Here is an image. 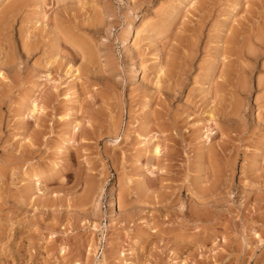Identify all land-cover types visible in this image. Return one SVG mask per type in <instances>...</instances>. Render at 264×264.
<instances>
[{
	"label": "rangeland",
	"instance_id": "1",
	"mask_svg": "<svg viewBox=\"0 0 264 264\" xmlns=\"http://www.w3.org/2000/svg\"><path fill=\"white\" fill-rule=\"evenodd\" d=\"M13 1L0 0V264H264V0ZM38 115L42 143L15 159ZM223 138L225 155L207 151Z\"/></svg>",
	"mask_w": 264,
	"mask_h": 264
},
{
	"label": "bare ground",
	"instance_id": "2",
	"mask_svg": "<svg viewBox=\"0 0 264 264\" xmlns=\"http://www.w3.org/2000/svg\"><path fill=\"white\" fill-rule=\"evenodd\" d=\"M20 1H21V0H20ZM23 1H24V0H23ZM31 1H32V0H31ZM35 1H36V0H35ZM133 1H134V0H133ZM13 2H14V1H13ZM13 2H12V3H13ZM16 2H18V1L16 0ZM16 2H14V3H16ZM39 2H41V0H40ZM14 3H13V4H14ZM18 3H19V2H18ZM18 3L15 4V5L12 4L13 6H11V4H10L9 7H12V8L9 9V7H8L7 10L10 11V12L13 11V7H14V9H15V7L17 8L16 5H18ZM20 3H21V2H20ZM20 3H19V4H20ZM25 3H26V2H25ZM29 3H30V2H29ZM137 3H138V2H137ZM139 3H140V2H139ZM201 3H202V2H201ZM94 4H95V3H94ZM21 5H22V4H20V6H21ZM37 5H38V4H37ZM37 5H36V6H37ZM22 6H23V5H22ZM6 7H7V6H6ZM134 7H135V6H134ZM18 8H19V6H18ZM100 10H101V9H100ZM3 11H4V10H3ZM15 11H16V10H15ZM44 12H45V11H44ZM7 14H8V13H7ZM94 14H95V13H94ZM95 15H96V14H95ZM101 15H102V14H101ZM49 16H50V15H49ZM72 16H73V15H72ZM8 17H9V16H8ZM94 17H95V16H94ZM0 18H1V17H0ZM48 18H49V17H47V19H48ZM52 18H53V17H52ZM97 18H98V17H97ZM4 19H5V17H4ZM49 19H50V18H49ZM98 19H99V18H98ZM98 19H94V21L96 20V22H97ZM2 20H3V19H2ZM50 20H51V19H50ZM89 20H90V19H89ZM0 21H1V20H0ZM3 21H4V20H3ZM48 21H49V20H48ZM1 22H2V21H1ZM54 22H55V19H54ZM56 22H57V21H56ZM88 22H89V21H88ZM96 22L91 21L89 24L91 25V27H93L94 24H92V23H95V24H96ZM103 22H104V21H103ZM59 23H60V22H59ZM80 23H81V22H80ZM97 23H98V22H97ZM70 25H71V24H70ZM99 25H100V24H99ZM99 25H97V24H96V26L94 25L93 30H95L94 28L98 27ZM80 26H82V25L80 24ZM127 26H129V25H127ZM74 27H75V26H74ZM88 27H89V25H88ZM91 27H89V28H91ZM106 27H107V26H106ZM129 27H130V26H129ZM53 28H54V27H53ZM100 28H102V27H100ZM100 28H99V29H100ZM59 29H60V28H59ZM91 29H92V28H91ZM127 29H128V28H127ZM129 29H131V28H129ZM56 30H57V29H56ZM89 30H90V29H89ZM101 30H102V29H101ZM101 30H100V31H101ZM57 31H59V30H57ZM95 31H96V30H95ZM130 31H131V30H130ZM64 32H65V31H64ZM61 33H62V31H61ZM93 33H94V32H93ZM20 34H21V33H20ZM41 34H42V33H41ZM65 34H66V33H65ZM57 35L59 36V37L56 36V37H58V38H57L58 43H60V42L63 40V41L61 42V44H64V46L60 44L61 47H65V48H66L67 44L70 43V42H72V40H70V39H72V38H71V37H70V38L68 37L70 34H69V35L67 34L68 36H67V35L65 36V35H60V33L58 32ZM28 37H29V36H28ZM61 39H62V40H61ZM59 40H61V41L59 42ZM74 40H75V37H74ZM232 40H233V39H232ZM227 41H229V43H230V40H227ZM63 42H64V43H63ZM66 42H67V44H66ZM233 42H235V41H233ZM49 44H50V43H49ZM70 44H71V43H70ZM70 44H69V45H70ZM235 44H236V43H235ZM31 45H32V44H31ZM229 45H230V44H229ZM58 46H59V45H58ZM72 46H73V44H72ZM32 47H33V46H32ZM70 47H71V45H70ZM53 48H54V47H53ZM53 48H52V49H53ZM77 48H78V47H77ZM234 48H235V47H234ZM48 49H49V48H48ZM50 49H51V48H50ZM50 49H49V50H50ZM67 49L70 50V48H68V46H67V48H66V50H65L66 52H67ZM91 49H92V48H91ZM49 50H47V51H49ZM73 50H74V49H71V50H70V53L74 54V53L77 52L78 49H77V50L75 49V50H74L75 52H73ZM87 50H88V48H87ZM234 50H235V49H234ZM234 50H233V51H234ZM54 51H56V50H54ZM57 51H58V50H57ZM57 51H56V52H57ZM79 51L81 52V51H83V50H79ZM27 52H28V51L26 50V54H25L26 56L29 55ZM59 52H60V51H59ZM63 52H64V51H63ZM85 52H86V51H85ZM46 53H47V52H46ZM46 53H45V54H46ZM51 53H52V52H51ZM60 53H61V52H60ZM70 53L68 54L69 56H70ZM82 53H83V52H82ZM92 53H93V51H92V52H89V50H88V52H87V61H88V62H87V67H86V65H85V67H84V68H87V71H85V69L83 68L85 72H88V73H87L88 76H90V75H91V76L94 75V74H93V73H94V70H97V69L92 70V67H91V66L95 65V64H93V63H95V62H94V58H93V54H92ZM233 53H234V52H233ZM246 53H247V52H246ZM27 54H28V55H27ZM64 54H65V52H64ZM66 54H67V53H66ZM77 54H78V53H77ZM84 54L86 55V53H84ZM81 55H82V54H81ZM187 55H188V54H187ZM74 56H75V54H74ZM74 56H73V57H74ZM84 57H86V56H84ZM8 58H9V57H8ZM50 58H51V57H50ZM53 59H54V58H53ZM72 59H73V58H72ZM72 59H71V60H72ZM169 59H170V58H169ZM186 59H187V58H186ZM57 60H58V59H57ZM62 60H63V59H62ZM105 60H106V59H105ZM171 60H172V59H171ZM173 60H175V59H173ZM3 61H4V60H3ZM84 61H85V60H84ZM107 61H108V60H107ZM161 61H162V60H161ZM49 62H52V60L49 61ZM85 62H86V61H85ZM85 62H84V63H85ZM178 62H179V61H178ZM7 63H8V62H7ZM9 63H10V61H9ZM63 63H65V62H63ZM169 63H170V62H169ZM174 63H175V62H174ZM11 64H12V63H10L9 66H11ZM44 64H45V63H44ZM49 64H50V63H49ZM51 64H54V63H51ZM51 64H50L49 66H48V65H45V68L47 67V73L52 69V65H51ZM61 64H62V63H61ZM85 64H86V63H85ZM91 64H93V65H91ZM171 64H172V63H171ZM171 64H170V65H171ZM224 64H225V63H224ZM170 65H169V67H170ZM182 65H183V63H182ZM182 65H181V66H182ZM9 66H8V69H11ZM54 66H55V65H54ZM160 66H162V65H160ZM160 66H159V69H160ZM11 67H14V64H13V66H11ZM57 67H58V66H57ZM93 67H94V66H93ZM167 67H168V64H167ZM174 67H175V66H174ZM37 68H38V67H37ZM13 69H14V68H13ZM15 69H16V68H15ZM38 69H39V68H38ZM41 69H42V68H41ZM55 69H56V68H55ZM16 70H17V69H16ZM16 70H15V71H16ZM183 70H184V69H183ZM67 71H68V70H67ZM163 71H164V70H163ZM163 71L158 72V73H162ZM13 72H14V70H13ZM13 72H12V73H13ZM43 72H45V71H43ZM43 72H42V73H43ZM79 72H80V71H79ZM96 72H97V71H96ZM99 72H100V71H99ZM168 72H169V71H168ZM168 72H167V73H168ZM171 72H172V71H171ZM171 72H169L168 74L170 75V74H172L174 71H173L172 73H171ZM225 72H226V71H225ZM225 72H224V73H225ZM15 73H17V72H15ZM167 73H166V71H165L164 76H166V75L168 76ZM177 73H178V72H177ZM37 74H38V73H37ZM81 74H82V72H81ZM89 74H90V75H89ZM97 74H98V73H97ZM165 74H166V75H165ZM225 74H226V73H225ZM225 74H224V75H225ZM39 75H40V69H39ZM14 76H15L14 78L16 79V76H17V75L14 74ZM79 76H80V75H79ZM164 76H163V77H164ZM170 76H171V75H170ZM80 77H81V76H80ZM85 77H86V76H85ZM85 77L83 76V79H84ZM94 77H96V76H94ZM97 77L100 78V76H97ZM102 77H103V76H102ZM102 77H101V78H102ZM109 77H110V76H109ZM109 77H108V78H109ZM158 77H159V76H158ZM86 78H87V77H86ZM89 78H90V77H89ZM106 78H107V76H106ZM168 78H170V77H168ZM177 78H178V76H177ZM224 78H225V77H224ZM11 79H12V78H11ZM17 79H18V78H17ZM92 79H93V78H91L90 80L88 79V81L91 82ZM157 79H158V78H157ZM165 79H167V78L165 77ZM174 79H175V78H174ZM180 79H181V78H180ZM212 79H213V78H212ZM104 80H105V79H104ZM171 80H172V79H171ZM177 80H178V79H177ZM105 81H106V80H105ZM174 81H175V80H174ZM94 82H95V81H94ZM172 82H173V81H172ZM175 82L177 83V81H175ZM175 82H174V83H175ZM109 83H110V82H109ZM10 84L13 85L12 82H11ZM107 84H108V81H107ZM113 84H114V83H113ZM156 84H158V82H156ZM169 84H170V83H169ZM11 85H10V86H11ZM108 85H109V84H108ZM160 85H161V84H160ZM170 85H171V84H170ZM174 85H175V84H174ZM8 86H9V85H8ZM109 86L112 87L111 84H110ZM172 86H173V84H172ZM165 87H166V86H165ZM168 87H169V86H168ZM108 88H109V87H108ZM158 88H159V86H158ZM169 88H170V87H169ZM234 88H235V87H234ZM226 89H227V88H226ZM163 90H164V89H163ZM168 90H169V89H168ZM173 90H174V88H173ZM173 90H172V91H173ZM223 90H224V89H223ZM228 90H229V89H228ZM159 91H160V88H159ZM169 91H170V90H169ZM160 92H161V91H160ZM164 92H165V91H164ZM164 92H163V95H164L163 98L165 97L164 99H169V98L171 97V93L173 94V92H171V93L168 92V91L165 92V93H164ZM217 92H218V91H217ZM161 93H162V92H161ZM229 93H230V92H229ZM159 94H160V93H159ZM214 95H215V94H214ZM217 95H218V94H217ZM219 95H220V94H219ZM219 95H218V96H219ZM221 95H222V94H221ZM102 96H103V95H102ZM172 96H175V95H172ZM218 96H217V98H219ZM222 96H224V95H222ZM45 97H46V96H45ZM45 97H44V98H45ZM93 98H94V97H93ZM98 98H99V97H98ZM101 98H103V97H101ZM159 98H160V97H159ZM172 98H173V97H172ZM95 99L97 100V98H95ZM161 99H162V96H161V98H160L159 100H161ZM164 99H163V100H164ZM224 99H225V98L222 99V97H221V103H220V100L218 99V102H219L220 104H219L218 102H217V104H219L220 106H219V105L216 106L217 104H216L215 106L218 107L217 110L219 111V112L217 111V112H218L217 115L220 113V116H221L222 120L224 121V123H226L227 126H230L229 122H231V120H232V119H231L232 117H231L230 114H232V112H231V110H230L229 108H228L229 111H228V109H226V105L223 104V102H225V101H222V100H224ZM34 100H35V99H34ZM102 100H103V99H102ZM170 100H171V99H170ZM49 101H50V100H49ZM164 101H165V100H164ZM166 101L168 102V100H166ZM216 101H217V100H216ZM36 102H37V101H34V103H33V101H32V107L30 108V112H31L30 115H32L33 118H34L33 113L36 111V108H38V106H37L38 103L36 104ZM45 102H46V101H45ZM102 102H103V101H102ZM188 102H189V101H188ZM48 103H49V102H48ZM89 103H93V104H94V100H93V101H89ZM89 103H88V104H89ZM169 103H170V101H169ZM158 104H159V103H158ZM185 104H186V103H185ZM185 104H184V105H185ZM83 105H84V104H83ZM163 105H164V104H163ZM163 105H162V106H163ZM190 105H191V104H190ZM190 105H186V106H187V108L185 107L186 110H191V109L193 110V109H194V107H192V105H191V106H190ZM199 105H200V104H199ZM39 106H40V105H39ZM90 106H92V105L90 104ZM109 106H111V104H109ZM112 106H113V105H112ZM112 106H111V107H112ZM176 106H177V105H176ZM227 106H228V105H227ZM28 107H29V106H28ZM84 107H85V106H84ZM212 107H213V106H212ZM43 108H44V107H43ZM81 108H82V110H83V107H81ZM81 108H80V110H81ZM106 108H107V107H106ZM109 108H110V107H109ZM163 108H165V107H163ZM236 108H237V107H236ZM153 109H154V108H153ZM195 109H196V108H195ZM212 109H213V108H212ZM157 110H158V113H159V114L156 112ZM161 110H162V109H161ZM165 110L167 111V109L165 108V109L162 110L161 112H164L165 115H168V114H169V111H167V112H168V113H167ZM168 110H169V108H168ZM183 110H184V109H183ZM85 111H86V110H85ZM108 111H109V110H108ZM156 111L154 110V112L156 113V114H155V113L153 112V110H152V112H153L152 114H155V115H157V114H158V115H161V114H162V113L160 114L159 109H156ZM184 111H185V110H184ZM184 111H183V112H184ZM195 111H196V110H195ZM81 112H82V111H81ZM109 112H111V108H110V111H109ZM211 112H213V111H211ZM44 113H46V112H44ZM86 113H87V112H86ZM184 113H186V112H184ZM208 113H209V112H208ZM90 114H91V113H90ZM42 115H43V114H42ZM47 115H48V114H47ZM82 115H83V116H82ZM82 115H81L80 119H82V117H84L85 114L82 113ZM155 115H154V116H155ZM169 115H170V114H169ZM212 115H213V114H212ZM235 115H236V114H235ZM43 116H44V115H43ZM89 116H90V115H89ZM154 116H153V117H154ZM162 116H164V115L162 114ZM170 116H171V115H170ZM179 116H180V117H179ZM213 116H214V115H213ZM215 116H216V113H215ZM86 117H87V116H86ZM105 117H106V116H105ZM153 117H152V118H153ZM210 117H211V116H210ZM35 118H36L35 120L39 119V124H38V125H39V128L37 129V128L35 127L36 130H32V132H28V135L30 134V138L27 136V138H29V142H28V143H25L24 146L22 145V151L20 152L19 155H18V154H13V157H15V155H16V157L19 156V157L22 158V159L25 158V160L28 159L29 156H32V157H33V155H35V153H36V152H35V151H36V147L34 148V146L37 145V144H41V143H42V141H41V143H39V140H41L39 137L41 136V134H42L43 132H46V131H44V129H45V127H46V125H45V120H46L47 117L45 118V117H41V116L38 115V116H35ZM89 118H90V117H89ZM150 118H151V117H150ZM152 118H151V120H152ZM156 118H157V116H156L153 120L155 121ZM158 118H160V117L158 116ZM180 118H182V117H181V113H180V115H177V116H171V117L168 116L167 118H164V119H166V120H167V119L169 120L168 123L166 122L167 125H168V127H170V129L173 128V130H175L176 133H177L178 135L183 134V132H182V133L180 132V129H181V128L183 129V127L181 126V124H179V122H180V121L183 122L184 120H183V119H180ZM186 118H187V117H186ZM200 118H201V117H200ZM105 119H106V118H105ZM115 119H116V118H115ZM115 119H114V120H115ZM19 120H20V119H19ZM21 120H22V119H21ZM106 120H107V119H106ZM158 120H159V119H158ZM160 120H161V119H160ZM162 120H163V119H162ZM162 120H161V121H162ZM182 120H183V121H182ZM22 121H23V120H22ZM22 121H21V122H22ZM87 121H88V120H87ZM154 121H151V123L154 122ZM164 121H165V120H164ZM164 121H163V122H164ZM21 122H19V124H21ZM110 122H111V121L109 120V123H110ZM157 122H158V121H157ZM157 122H155V123H157ZM159 122H160V121H159ZM207 122H208V121H207ZM263 122H264V121H263ZM22 123H23V126L26 127V126H28L29 124H32L33 121H31V119H29V120L27 119V120H24ZM118 123H119V122H118ZM118 123H117V124H118ZM117 124L112 122V124L110 123L111 127H109V128H111L112 131H114V130L116 131V130H117V129H116ZM157 124L159 125V123H157ZM160 124L162 125V122H161ZM164 124H165V123H164ZM178 124H179V125H178ZM212 124H213V123H212ZM35 125H36V124H35ZM89 125H90V124H89ZM113 125H115V126H113ZM148 125H149V126H150V125H154V126H155V124H153V123H152V124H148ZM254 125H255V124H254ZM149 126H148V127H149ZM183 126H184V124H183ZM192 126H193V125H192ZM217 126H218V125H217ZM219 126H220V125H219ZM18 127H19V126H18ZM100 127H101V126H100ZM142 127H143V126H142ZM151 127H153V126H151ZM151 127H149L150 130H151ZM225 127H226V126H224V125H223L222 128L220 127V129H218V132H216L212 138H214V137H216V136H218V135H220V134L226 133V130L228 131L229 128L226 129L227 127H226V128H225ZM233 127H234V126H233ZM35 128H34V129H35ZM85 128H86V127H85ZM87 128H88V127H87ZM94 128H95V127H94ZM189 128H190V127H189ZM194 128H195V126H194ZM23 129H24V128H23ZM98 129H99V128H98ZM111 129H110V130H111ZM147 129H148V128H147ZM167 129H168V128H167ZM182 129H181V130H182ZM199 129H200V128H199ZM29 130H30V129H29ZM29 130H28V131H29ZM154 130H156V129H154ZM21 131H22V130H21ZM23 131H24V130H23ZM23 131H22V132H23ZM25 131H26V129H25ZM107 131H108V130H107ZM115 131H114V132H115ZM140 131H141V130H140ZM164 131H165V130H164ZM182 131H183V130H182ZM194 131H195V130H194ZM216 131H217V130H216ZM94 132H95V131H94ZM103 132H105V131H103ZM108 132H109V131H108ZM110 132H111V131H110ZM114 132H113V133H114ZM170 132H171V130H170ZM190 132H191V131H190ZM100 133H101V132H100ZM111 133H112V132H111ZM154 133H155V132H154ZM176 133H175V136H176ZM187 133H188V132H187ZM193 133H194V132H193ZM21 134H22V133H21ZM23 134H24V133H23ZM226 134H227V133H226ZM155 135H156V134H155ZM167 135H168V134H167ZM188 135H189V134H188ZM193 135H194V134H193ZM77 136H78V135H77ZM169 136H171V135H169ZM175 136H174V138H173L172 136H171L172 138H170L171 140H173V145H172V147H174V145L177 143L176 141H178V140H177L178 138L176 139ZM229 136H230V135H229ZM24 137H25V134H24ZM42 137H43V136H42ZM42 137H41V138H42ZM160 137H161V136H160ZM185 137H186V136H185ZM221 137H222V135H221ZM191 138H192V137H191ZM205 138H206V137H205ZM161 139H162V138H161ZM202 139H203V138H202ZM42 140H44V139H42ZM151 140H152V139H151ZM155 140H156V139H155ZM159 140H160V139H159ZM206 140H207V139H206ZM160 141H161V140H160ZM223 141L225 142V139H224V138H223V140H222L221 143L218 142V144H216V145H215L214 143H213V144L210 143V144H208V146H207V144H206V145H204V148L207 146V151H209V152H210V150L213 148V150L216 151L217 154H218V152H219V153L221 152L222 155H223L224 153L226 154V152H224L225 148H224L223 145H222ZM228 141H229V139H228ZM162 142H163V141H162ZM168 142H169V141H168ZM203 142H204V141H203ZM211 142H212V141H211ZM36 143H37V144H36ZM44 143H45V142H44ZM215 143H216V142H215ZM160 144H161V143H160ZM164 144H166V143H164ZM164 144H163V145H164ZM197 144H198V143H197ZM33 145H34V146H33ZM167 145H168V144H167ZM225 145H226V144H225ZM19 146H20V145H19ZM38 146H39V145H38ZM151 146H152V147H150V149H151V152L153 153L152 155L155 157V158H153V157H152V158L155 159L156 163H159V162H162V163H163V161H162V160H164V159H162V156H163V155L160 156V152H161L162 149H160V146H159L158 142H157V141L154 142V145H153V143H152ZM161 147H162V146H161ZM170 147H171V146H170ZM204 148H203V149H204ZM208 149H209V150H208ZM113 151H114V150H113ZM149 151H150V150H149ZM211 151H212V150H211ZM217 151H218V152H217ZM33 152H34V154H33ZM161 153H162V152H161ZM210 153H211V152H210ZM210 153H209V155H210ZM212 153H213V152H212ZM212 153H211V154H212ZM32 154H33V155H32ZM163 154H164V153H163ZM171 154H172V153H171ZM225 154H224V155H225ZM11 155H12V154H11ZM152 155H151V156H152ZM207 155H208V154H207ZM212 155L218 157L217 155H215V152H214V154H212ZM218 155H219V154H218ZM220 155H221V154H220ZM220 155H219V156H220ZM136 156H137V155H136ZM146 156H147V155H146ZM164 156H165V155H164ZM203 156H204V155H203ZM210 156H211V155H210ZM256 156H257V155H256ZM16 157H15V159H19V157H18V158H16ZM171 157H172V156H171ZM174 157H175V155H174ZM165 158H166V157H165ZM172 158H173V157H172ZM172 158H170V159H169V158H168V159L166 158V159L169 161V160H171ZM9 159H11V158L9 157ZM31 159H32V158L30 157V160H31ZM206 159H207V158H206ZM206 159H204V160H206ZM209 159H210V158H209ZM209 159H208V160H209ZM211 159H212V156H211ZM211 159H210V160H211ZM215 159H217V158H215ZM12 160H13V159H12ZM26 161H29V159L26 160ZM175 161H176V160H174V162H175ZM206 161H207V160H206ZM136 162H137V161H136ZM26 163H27V162H26ZM162 163H161V165H162ZM214 163H215V162H214ZM163 164H164V163H163ZM167 164H168V163H167ZM215 164H216V163H215ZM159 165H160V163H159ZM173 165H174V164H173ZM258 165H259V164H258ZM157 166H158V165H157ZM171 166H172V165H171ZM262 167H263V166H262ZM64 168H65V167H64ZM159 168H160V167H159ZM251 168H252V167H251ZM258 168H260V167H258ZM136 169H137V168H136ZM138 169H139V168H138ZM213 170H214V169H213ZM251 170H253V168H252ZM168 171H169V169H168ZM224 171H225V170H224ZM253 172H254V171H253ZM38 173H39V172H38ZM248 173H250V172H248ZM254 173H256V172H254ZM257 173H258V172H257ZM259 173H260V172H259ZM34 174H35V173H34ZM76 174H77V173H76ZM222 174H224V173H222ZM157 175H158V174H157ZM254 175H255V174H254ZM251 176H252V175H251ZM259 176H260V175H259ZM148 177H149V176H148ZM159 177H160V175H159ZM255 177H256V176H255ZM149 178H150V181L154 179V177H153V179H152L151 177H149ZM156 178H157V177H155V179H156ZM207 178H208V177H207ZM30 179H31V178H30ZM261 179H262V178H261ZM144 180H145V179H144ZM205 180H206V179H205ZM254 180H255V179H254ZM256 180H257V179H256ZM138 181H139V180H138ZM224 181H225V180H224ZM263 181H264V180H263ZM152 182H153V181H152ZM213 182H214V181H213ZM221 182H222V181H221ZM40 183H41V182H40ZM158 183H159V182H158ZM201 183H202V182H201ZM91 184H92V183H91ZM91 184H90V185H91ZM217 184H218V183H217ZM222 184H223V183H222ZM222 184H221V185H222ZM226 184H228V183H226ZM156 185H157V184H156ZM160 185H161V184H160ZM198 185H199V184H198ZM201 185H202V184H201ZM218 185H219V184H218ZM218 185H217V186H218ZM221 185H220V186H221ZM229 185H230V184H228V186H229ZM261 185H262V184H261ZM210 186H211V184H210ZM212 186H213V185H212ZM214 186H215V184H214ZM220 186L217 187V188H219V189H218L219 191L222 190V191H220L221 194H222V192H224V191H223V189H220ZM198 187H199V186H198ZM215 187H216V186H215ZM223 187H224V185H223ZM223 187H222V188H223ZM194 188H195V187H194ZM202 188H204V187H202ZM262 188H263V187H262ZM200 189H201V188H200ZM211 189H212V188H211ZM224 189H225V188H224ZM242 189H243V188H242ZM252 189H254V188H252ZM202 190H203V192H205L206 189H205V190L202 189ZM240 190H241V189H240ZM258 190H259V189H258ZM258 190H257V191H258ZM92 191H93V190H92ZM140 191H141V190H140ZM198 191H199V190H198ZM206 191H207V190H206ZM210 191H212V190H210ZM241 191H242V190H241ZM259 191H260V190H259ZM262 191H263V189H262ZM191 192H192V191H191ZM200 192H201V190H200ZM203 192H202L201 194H203ZM215 192H216V191H215ZM220 192H217V193H220ZM243 192H244V191H243ZM263 192H264V191H263ZM91 193H92V192H91ZM217 193H216V194H217ZM255 193H256V195L258 194V192H255ZM173 194H174V193H173ZM173 194H172V195H173ZM225 194H226V193H225ZM259 194H260V193H259ZM259 194H258V196H259ZM89 195H90V194H89ZM142 195H143V194H142ZM177 195H178V194H177ZM195 195H196V194H195ZM205 195H206V194H205ZM212 195H213V194H212ZM229 195H230V194H229ZM145 196H146V195H145ZM156 196L158 197V195H156ZM202 196H204V195H202ZM218 196H219V195H218ZM223 196H224V195H223ZM253 196H254V195H253ZM263 196H264V195H263ZM141 197H142V196H141ZM161 197H162V196H161ZM174 197H176V196H174ZM174 197H173V198H174ZM213 197H214V195H213ZM219 197H220V196H219ZM256 197H257V196H256ZM260 197H261V196H260ZM88 198H89V196H88ZM92 198H93V197H92ZM98 198H99V196H98ZM151 198L153 199V197H151ZM154 198H155V197H154ZM200 198L206 199L207 197L204 198V197H199V196H198V199H199V200H200ZM155 199H156V198H155ZM158 199H159V200H158ZM158 199H157L158 203L155 202L156 200H153L154 203H156L157 206H158V204H163L162 201H163L165 198H162L163 200H160L161 198H158ZM166 199H167V198H166ZM169 199H170V198H169ZM175 199H176V198H175ZM209 199H210V198H209ZM214 199H215V198H214ZM254 199H255V198H254ZM260 199H261V198H260ZM89 200H90V199H89ZM176 200H177V199H176ZM176 200H173V201H176ZM261 200H262V199H261ZM168 201H169V200H168ZM168 201H165V200H164V205H163V207H162V206H159V209H158V210L155 209V210H157L156 213L158 212L157 214H156V213L154 214V215L156 216L155 218L158 219V215H159L160 207H162V210H160V211L165 210L164 208H170V209H171V207H173V206H171L170 201H169V202H168ZM171 201H172V200H171ZM177 201H178V200H177ZM214 201L216 202V199H215ZM43 202H44V201H43ZM136 202H137V200H136ZM138 202H140V201L138 200ZM141 202L144 204V202H143L142 200H141ZM161 202H162V203H161ZM174 203H175V202H174ZM174 203H172V204H174ZM176 203H177V202H176ZM176 203H175V204H176ZM193 203H194V202H193ZM195 203H197V202H195ZM212 203H213V202H212ZM132 204H133V203H132ZM143 204H141V206H143ZM223 204H224V203H223ZM133 205H134V204H133ZM199 205H200V204H199ZM202 205H203V204H202ZM202 205H201V206H202ZM207 205H208V204H207ZM154 206H155V205H154ZM175 206H176V205H174V207H175ZM189 206H190V205H189ZM130 207H132V206H130ZM139 207H140V206H139ZM204 207H205V206H204ZM96 208H97V207H96ZM141 208H143V207H141ZM186 208H187V207H186ZM190 208H191V206L188 207V208L186 209V212H187V211L192 212V211L188 210V209H190ZM200 208H201V207H200ZM179 209H180V208H179ZM227 209H228V208H227ZM153 210H154V209H153ZM155 210H154V211H155ZM202 210H204V209H202ZM174 211H175V210H174ZM182 211H183V209H182L181 211H179V210L176 209V212H177L176 214H178V213H181V214L184 213V212H182ZM164 212H165V211H164ZM170 212H172V211L170 210ZM201 212H202V211H201ZM160 213H162V212H160ZM187 213H188V212H187ZM172 214H173V212H172ZM172 214H171V215H172ZM198 214H199V212H198ZM204 214H205V213H204ZM199 215H200V214H199ZM159 217H161V216H159ZM167 217H168V216H167ZM198 217H199V216H197V218H198ZM207 217H208V216H207ZM125 218H126V217H125ZM174 219H175V218H174ZM170 221H171V220H170ZM174 226H175V225H174ZM205 239H206V238H205ZM261 241H262V240H261ZM143 242H144V241H143ZM187 243H188V242H187ZM250 246H251V245H250ZM237 247H238V246H237ZM252 248H253V247H252ZM229 255H230V254H229ZM214 256H215V255H214ZM241 258H242V257H241Z\"/></svg>",
	"mask_w": 264,
	"mask_h": 264
}]
</instances>
